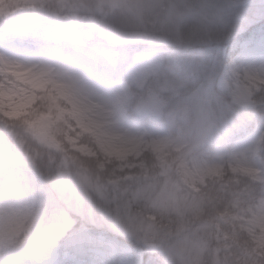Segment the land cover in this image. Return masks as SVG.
<instances>
[{"label":"clouds","instance_id":"obj_1","mask_svg":"<svg viewBox=\"0 0 264 264\" xmlns=\"http://www.w3.org/2000/svg\"><path fill=\"white\" fill-rule=\"evenodd\" d=\"M253 7L252 0H45L0 21L17 35L68 30L126 53L100 78L72 62L67 47L65 62L42 56V45L28 57L0 49L14 62L0 74V264H31L34 237L56 221L65 198L97 208L127 241L123 264H143L145 253L151 264H264V227L221 241L198 230L234 203L249 217L264 214V28L239 39L253 24ZM149 25L158 71L142 68L133 48ZM173 44L179 56L165 47ZM227 44L232 54L212 60ZM165 79L185 88L164 90ZM200 94L208 98L203 108L194 103ZM153 102L163 111L153 112ZM191 200L202 201L199 218L185 207ZM186 219L192 226L184 230Z\"/></svg>","mask_w":264,"mask_h":264},{"label":"rangeland","instance_id":"obj_2","mask_svg":"<svg viewBox=\"0 0 264 264\" xmlns=\"http://www.w3.org/2000/svg\"><path fill=\"white\" fill-rule=\"evenodd\" d=\"M43 2H45V0H16L14 2L12 0H0V21L5 17L13 16L23 11L25 8H35L38 5H42ZM114 2L135 3L139 2V0H114ZM252 3L254 5L251 12L253 24L248 29L247 33L239 37L241 41L247 39L252 32H258L261 28H264V0H252ZM33 25L34 22L29 21L21 27L20 31L22 33H27L31 30ZM113 35L115 36L116 34L114 33ZM144 35L145 39L133 45V48H136L135 51L141 54L142 68L158 71L160 67L158 45L153 43L155 34L150 25L144 29ZM35 45L43 46L40 53L42 56L57 62H65L69 59L62 55L61 49L63 47L71 49V61L80 66L90 67L100 78L108 76L123 60L126 54L123 49L113 47L102 39L92 44H86L78 33L68 30L56 32L51 37H45L43 35L26 37L25 35H17L0 28V49H9L13 56H31L33 54L32 47ZM165 47L169 54L174 56H179L182 51L181 47L175 44L166 45ZM206 51L207 50H201L202 53ZM231 54L232 45L227 44L216 48L212 52L211 58L214 61H219ZM5 61H7V63ZM5 64H7L9 70H12L14 67L12 59L10 57H5L3 52H0V74L3 73ZM192 71L195 73L197 69L193 67ZM193 83L195 88H200L199 83L195 80V76L193 77ZM37 86H44L43 82L38 83ZM161 87L164 90L179 92L185 88V84L181 81L174 82L165 79L162 81ZM207 99L206 94H200L195 97L194 103L203 108L207 104ZM151 109L156 113L163 111L162 106L156 102L151 104ZM183 111L187 113L189 108L186 106ZM166 142L167 141L162 138L155 143L158 148H162ZM259 150V146H257V151ZM4 158L5 151L0 147V160ZM245 168L247 167L241 165L240 171L244 174L251 175L252 172L244 171ZM67 200L72 201L73 199L68 198ZM71 203L75 208H78L79 202L73 201ZM86 207V211L83 210L82 218L101 226L88 227L84 225L82 230L87 232L83 236L82 230L73 232L77 234L73 238L75 243L74 246L77 247L78 245H76V243L78 241L80 242L78 250L74 252L69 249L64 250V237L74 228L76 221L70 212L59 202L56 221L40 230L33 239L34 246L31 249L30 255L31 264H101V261H106L113 256L119 257L121 264H123L124 257L121 249L127 241L113 231L108 221L101 213L93 212L92 210H94V208L91 205L87 204ZM185 207L191 212L193 219L203 215L202 201L200 200H191ZM234 207H238V204H232V208ZM181 211L183 212V209H181ZM251 221L252 217L231 209L230 212L224 213L216 219L214 222V230H212V226H210L209 223L199 225L198 230L206 233L210 232L219 241L228 240L230 239L228 237L233 239L235 234L240 230H249L253 228ZM188 222L192 226V219H188ZM224 222L233 229L232 233H228L225 226H220V224ZM182 229L187 230V227L183 226ZM109 230L111 231L109 232ZM203 246V241H198L193 244V247L197 249Z\"/></svg>","mask_w":264,"mask_h":264},{"label":"trees","instance_id":"obj_3","mask_svg":"<svg viewBox=\"0 0 264 264\" xmlns=\"http://www.w3.org/2000/svg\"><path fill=\"white\" fill-rule=\"evenodd\" d=\"M13 2L16 1V0H12ZM45 2L42 3V5L44 4ZM68 198H65V199H60L59 202H61V204L70 212V214L73 216V218L76 220V225L74 226V228L67 234L66 237H64V247L67 248V249H70V250H74V249H78L79 246H80V242L78 241L76 243V245H78L77 247H75V243H74V236L77 235V234H74L73 232L77 231V230H82L83 226L86 225L88 227H100L101 225H97V223H94V222H90L88 220H84L82 218V213L84 211H86V206L87 204H82V203H79V206L78 208H75L73 206V204L71 202L75 201L74 199L72 201H69L67 200ZM207 199L208 200H214V199H218V197H213L211 194H208L207 195ZM94 208V210H92L93 212L95 213H101L97 208H95L94 206H92ZM203 209V208H202ZM232 209V205H229V206H226L224 208H217L215 210V216L212 218L211 220V223L210 226H212V230H214V222L216 221V219L218 217H220V215L224 214V213H228L230 212V210ZM84 210V211H83ZM203 213H204V209H203ZM85 223H84V222ZM101 224V223H100ZM226 225V222L224 223H221L220 226H225ZM183 226H186L187 229L191 228V225L189 224L188 222V219L186 220H183L182 223H181V228H183ZM111 230H109L110 232ZM81 232V231H80ZM87 232V231H86ZM85 231L82 230V236L86 234ZM238 234V232L235 234L234 238L236 237V235ZM81 236V237H82ZM214 236V235H213ZM215 237V236H214ZM228 238H231V237H228ZM233 238V239H234ZM217 239V238H215ZM219 241V240H218ZM221 241V240H220ZM144 264H151V257L148 255V254H144Z\"/></svg>","mask_w":264,"mask_h":264},{"label":"snow or ice","instance_id":"obj_4","mask_svg":"<svg viewBox=\"0 0 264 264\" xmlns=\"http://www.w3.org/2000/svg\"><path fill=\"white\" fill-rule=\"evenodd\" d=\"M5 62L7 63V61H5ZM43 74L44 73H41V75H43ZM16 114H18V113H10V115H16ZM244 171L252 172L253 169L245 168ZM251 222L253 224V228L249 229L250 232H253L254 228L257 226L264 227V214H254Z\"/></svg>","mask_w":264,"mask_h":264}]
</instances>
